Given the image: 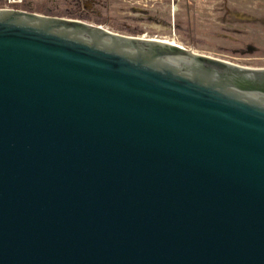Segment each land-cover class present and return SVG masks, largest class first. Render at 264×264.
<instances>
[{
  "label": "water",
  "instance_id": "obj_1",
  "mask_svg": "<svg viewBox=\"0 0 264 264\" xmlns=\"http://www.w3.org/2000/svg\"><path fill=\"white\" fill-rule=\"evenodd\" d=\"M0 264H264V68L0 8Z\"/></svg>",
  "mask_w": 264,
  "mask_h": 264
},
{
  "label": "rangeland",
  "instance_id": "obj_2",
  "mask_svg": "<svg viewBox=\"0 0 264 264\" xmlns=\"http://www.w3.org/2000/svg\"><path fill=\"white\" fill-rule=\"evenodd\" d=\"M49 7L112 32L175 41L195 53L264 68V0H50Z\"/></svg>",
  "mask_w": 264,
  "mask_h": 264
},
{
  "label": "trees",
  "instance_id": "obj_3",
  "mask_svg": "<svg viewBox=\"0 0 264 264\" xmlns=\"http://www.w3.org/2000/svg\"><path fill=\"white\" fill-rule=\"evenodd\" d=\"M49 2L50 0H44L42 3H33L31 1L26 3V0H24L22 3V8L48 15H56V13L49 7Z\"/></svg>",
  "mask_w": 264,
  "mask_h": 264
},
{
  "label": "built area",
  "instance_id": "obj_4",
  "mask_svg": "<svg viewBox=\"0 0 264 264\" xmlns=\"http://www.w3.org/2000/svg\"><path fill=\"white\" fill-rule=\"evenodd\" d=\"M23 0H0V8L2 7H8V8H20L21 7H15L14 5H21Z\"/></svg>",
  "mask_w": 264,
  "mask_h": 264
},
{
  "label": "bare ground",
  "instance_id": "obj_5",
  "mask_svg": "<svg viewBox=\"0 0 264 264\" xmlns=\"http://www.w3.org/2000/svg\"><path fill=\"white\" fill-rule=\"evenodd\" d=\"M157 40H159V39H157ZM160 41H164V42H168V43H173V44H178L175 41H169V40H160Z\"/></svg>",
  "mask_w": 264,
  "mask_h": 264
}]
</instances>
